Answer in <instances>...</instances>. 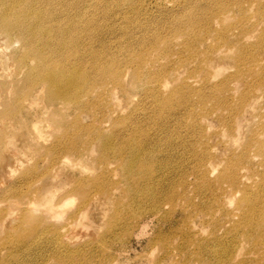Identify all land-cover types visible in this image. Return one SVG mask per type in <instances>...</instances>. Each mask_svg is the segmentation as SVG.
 Segmentation results:
<instances>
[{
    "label": "rangeland",
    "instance_id": "rangeland-1",
    "mask_svg": "<svg viewBox=\"0 0 264 264\" xmlns=\"http://www.w3.org/2000/svg\"><path fill=\"white\" fill-rule=\"evenodd\" d=\"M46 2L85 92L0 28V264H264V0Z\"/></svg>",
    "mask_w": 264,
    "mask_h": 264
},
{
    "label": "bare ground",
    "instance_id": "bare-ground-1",
    "mask_svg": "<svg viewBox=\"0 0 264 264\" xmlns=\"http://www.w3.org/2000/svg\"><path fill=\"white\" fill-rule=\"evenodd\" d=\"M47 5L46 0H0V28L20 36L25 49L17 59L20 73L28 80L34 72L40 87H48L44 97L49 101L61 98L65 105L73 99L68 94L71 89L85 92L86 77L73 65L70 29L55 25L59 18ZM259 221L264 227V216Z\"/></svg>",
    "mask_w": 264,
    "mask_h": 264
}]
</instances>
